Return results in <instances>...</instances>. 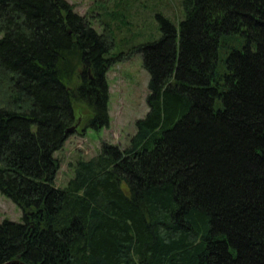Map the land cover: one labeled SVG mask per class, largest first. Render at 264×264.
Masks as SVG:
<instances>
[{"label":"trees","instance_id":"obj_1","mask_svg":"<svg viewBox=\"0 0 264 264\" xmlns=\"http://www.w3.org/2000/svg\"><path fill=\"white\" fill-rule=\"evenodd\" d=\"M181 1L135 46L137 131L60 187L68 129L110 123L118 39L67 0H0V189L24 216L0 222V263L264 264V0Z\"/></svg>","mask_w":264,"mask_h":264},{"label":"rangeland","instance_id":"obj_2","mask_svg":"<svg viewBox=\"0 0 264 264\" xmlns=\"http://www.w3.org/2000/svg\"><path fill=\"white\" fill-rule=\"evenodd\" d=\"M67 1L73 4L79 14L87 17L97 31L109 34L108 31L113 28L118 41L113 51L114 62L107 71L110 123L98 130L91 128L71 132L64 146L56 152L60 158L56 184L60 187L68 185L74 175L76 162L98 153L103 142L127 146L137 131V120L149 110L147 98L150 73L144 66L141 52L135 46L157 38L160 33L158 13L174 20L184 17L181 0ZM80 110L89 112L86 106H81ZM6 218L22 221L23 210L0 189V222Z\"/></svg>","mask_w":264,"mask_h":264},{"label":"water","instance_id":"obj_3","mask_svg":"<svg viewBox=\"0 0 264 264\" xmlns=\"http://www.w3.org/2000/svg\"><path fill=\"white\" fill-rule=\"evenodd\" d=\"M77 126H72L68 129L69 132H73L75 131V128ZM0 264H30V263H26L24 260H22L20 257H15V259H9V260H6V261H3L2 263Z\"/></svg>","mask_w":264,"mask_h":264}]
</instances>
